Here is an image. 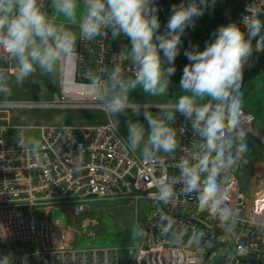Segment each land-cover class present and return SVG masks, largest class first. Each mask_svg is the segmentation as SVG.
I'll return each instance as SVG.
<instances>
[{
    "label": "built area",
    "instance_id": "2783aa9c",
    "mask_svg": "<svg viewBox=\"0 0 264 264\" xmlns=\"http://www.w3.org/2000/svg\"><path fill=\"white\" fill-rule=\"evenodd\" d=\"M49 1L42 0L45 8ZM254 5L264 10V0H254ZM122 39L126 40L124 47L116 49L113 42ZM130 49L128 38L122 34L112 37L109 32L106 38L93 41L80 40L78 35V57L71 61L70 69L68 63L58 67V97L0 100V113L46 107L99 111L104 118L24 126L36 129L37 139L8 144L4 132L10 124L7 117L0 116L4 120L0 123V256L11 254L12 264H119L123 251L130 258L129 264H204L218 253L226 255L223 261H228L234 248L254 264H264V188L251 202L240 191L237 173L247 163L245 156L239 167L220 177L227 195L225 203L235 221L232 230L227 231L218 216L199 209L197 193L183 192L182 183L175 185L177 194L172 200L161 202L156 196L159 177L167 174L178 179L179 158L194 150L198 137L192 133L190 123L177 113L172 125L179 141L175 159L162 153L163 162H148L128 147L127 139L119 129L115 131L110 115L92 95L90 74L99 75L102 69L110 71L120 65L125 75H133ZM0 67L15 76V63L5 61L3 53ZM173 103L135 102V106ZM240 121L246 136L252 134L264 143V135L252 125L251 112L242 108ZM37 143L39 148H35ZM113 199L130 205L142 202L144 219L138 222V244L75 243L62 219L38 215V211L47 214L62 210L75 216L87 203ZM197 233H202L198 242L192 239ZM238 263V258L232 262Z\"/></svg>",
    "mask_w": 264,
    "mask_h": 264
},
{
    "label": "clouds",
    "instance_id": "9594fccd",
    "mask_svg": "<svg viewBox=\"0 0 264 264\" xmlns=\"http://www.w3.org/2000/svg\"><path fill=\"white\" fill-rule=\"evenodd\" d=\"M81 0H51L52 14L42 0H0V53L5 61L15 63V82L23 84L37 68L42 74H55L58 67L78 57V36L69 25H77L79 39L93 41L121 34L131 46L129 58L132 76H125L120 65L101 74H90L89 88L110 116H125L128 147L140 151L148 162L175 159L179 146L172 126L179 113L198 137L192 151L179 158V178L161 175L156 181V196L168 202L176 196L175 185L182 183L185 194L197 193L199 209L218 216L227 231L235 221L226 205L227 195L220 177L239 167L249 151L241 126L245 66L254 53L264 52V10L246 5L241 24L219 26L215 38L185 50L190 61L182 70L179 87L182 94L173 104L157 107L156 114L135 106L131 93L141 89L153 97L163 96L176 72L175 60L181 52L182 36L195 19L202 17L215 0H181L174 5L166 30L160 32L158 7L154 0H83V12L77 22ZM60 17L64 20L61 21ZM255 41V44H253ZM161 53L163 54L161 56ZM0 94L11 95L9 76L0 67ZM204 101L203 103H201ZM141 109L147 127L127 117ZM120 121L113 124L118 132ZM39 148V144L35 145ZM35 150V149H34ZM232 220V223L229 221ZM202 233L194 234L193 241ZM11 254L0 256V264H12Z\"/></svg>",
    "mask_w": 264,
    "mask_h": 264
},
{
    "label": "rangeland",
    "instance_id": "374dc122",
    "mask_svg": "<svg viewBox=\"0 0 264 264\" xmlns=\"http://www.w3.org/2000/svg\"><path fill=\"white\" fill-rule=\"evenodd\" d=\"M45 9L49 12V14H52L53 9L51 7V0L46 5ZM82 12L83 1H81L80 7L77 11V22L79 21ZM60 20L63 21L64 18L60 17ZM69 27L77 33V36L79 35L77 25H69ZM8 76L11 87V95L5 96L4 94H0V100H48L54 99L60 95L58 70L55 74H42L39 68H37V71L32 76L28 77L23 84L19 85L15 82V76L9 73ZM125 76L127 77L132 75ZM248 84L249 85L246 86L245 93L243 92V105H254L256 110H252V112L254 113L256 121H259V119L264 120V77L261 73H258L252 78L251 83ZM181 94L182 92L179 87V82H172L169 86L168 92L163 96L153 97L144 94L141 89H137L131 93V99L134 102L139 103H171L175 102ZM145 108L151 110L153 114L158 112V109L155 107ZM143 110L144 109H141L135 115L130 110L126 115L133 121L139 120L145 125V127H147V122L144 120L142 115ZM0 116L7 117V122L10 124L9 128H11L4 132L5 140L12 135L15 136V140L18 142L23 141V132L25 130L31 131V133H33L37 138L36 129H32L30 127L27 129L24 126H37L39 124H46L54 121L83 122L92 121L94 119L102 121L104 119L99 111L94 113L84 110H64L46 107L43 109H13L8 112H1ZM110 117L114 123L120 121L119 130L126 138L128 130L125 123V116ZM256 121H254L252 125L257 130L261 131V128L257 125ZM3 122L4 120H0V123ZM27 134L28 132H26V135ZM247 138L252 144H255L256 147L261 146L262 153H264V145H260L257 137L252 134H248ZM252 149H254V147H252ZM136 153L142 156L139 150H137ZM135 210L138 217L135 216ZM38 215L40 217H46L47 219H62L66 226L71 229V234L75 243L83 244L85 241H92L95 245L119 246L138 244L140 242L141 233L136 221L138 220L139 222H142L144 219L141 201L130 205L122 199L96 200L94 202L87 203L85 209L75 216L64 213L62 210H52L47 214L38 211ZM219 256L221 255L218 253L216 256L208 258L204 264H228V262H231L232 264L236 258L240 259V263L238 264H254L251 260H249V257L239 254L234 248L228 261L225 260L216 263ZM129 263L130 258H126V253L120 252V264Z\"/></svg>",
    "mask_w": 264,
    "mask_h": 264
},
{
    "label": "trees",
    "instance_id": "16d2710c",
    "mask_svg": "<svg viewBox=\"0 0 264 264\" xmlns=\"http://www.w3.org/2000/svg\"><path fill=\"white\" fill-rule=\"evenodd\" d=\"M154 3L158 7L157 15L161 23L160 32H164L172 7L181 3V0H154ZM249 3L254 4V0H215L214 5L209 4L204 15L195 19L194 26H189L182 36L181 52L175 60L176 72L171 77L172 82H180L184 66L190 63L184 55L185 50L194 46H198L199 50H203L207 42L214 40L215 31L219 26L227 25L231 22L240 24L242 15L247 13L246 5ZM240 26L243 28L241 24ZM253 44H255V41H253ZM258 73L264 74V52L254 53L248 61L245 66L242 85ZM135 216L138 217L137 214ZM138 222L137 220V225Z\"/></svg>",
    "mask_w": 264,
    "mask_h": 264
},
{
    "label": "crops",
    "instance_id": "0c3cea01",
    "mask_svg": "<svg viewBox=\"0 0 264 264\" xmlns=\"http://www.w3.org/2000/svg\"><path fill=\"white\" fill-rule=\"evenodd\" d=\"M262 76L264 77V74H262ZM252 78L243 84V87L241 90L242 92L245 93L246 86L249 85L248 83H251ZM203 102L204 101H202L201 103H203ZM243 106L245 107V110L251 112L254 115V113L252 112V110H256L254 105L248 106L246 104ZM244 107H242V108L244 109ZM254 121H256L255 116H254ZM256 123H257V125H259V127L261 128L260 130L263 133L261 131L260 132L264 135V120L259 119V121H256ZM8 129H11V128H8ZM26 132H28L27 135H26ZM23 133H24L23 141L18 142L17 140H15V136L11 135L6 140L7 143L8 144H14L15 142L16 143H29L32 140L34 141L37 139L36 136L33 133H31V131L25 130ZM247 137H248V135L246 136V140H247V143L249 146V151L244 155L247 159V163L242 169H240L238 171L237 180H238V187H239L240 191L244 192L247 201L251 202L253 196L259 190L264 188V153H262L261 146L256 147V145L252 144L248 140ZM258 141H259L260 145H264V143L260 139ZM252 147H254V149H252ZM128 245H135V244H127V246ZM121 252H123V251H121ZM126 258H128V257L126 256ZM119 264H120V254H119Z\"/></svg>",
    "mask_w": 264,
    "mask_h": 264
},
{
    "label": "water",
    "instance_id": "95a60500",
    "mask_svg": "<svg viewBox=\"0 0 264 264\" xmlns=\"http://www.w3.org/2000/svg\"><path fill=\"white\" fill-rule=\"evenodd\" d=\"M125 43H126V40L125 39H122V40H116V41H114L113 42V45H114V47L116 49H120V48L124 47ZM225 257H226V255L219 256L217 258L216 263H219V262L223 261L225 259Z\"/></svg>",
    "mask_w": 264,
    "mask_h": 264
},
{
    "label": "bare ground",
    "instance_id": "6f19581e",
    "mask_svg": "<svg viewBox=\"0 0 264 264\" xmlns=\"http://www.w3.org/2000/svg\"><path fill=\"white\" fill-rule=\"evenodd\" d=\"M68 63V67L70 69V64H71V60L67 62Z\"/></svg>",
    "mask_w": 264,
    "mask_h": 264
}]
</instances>
